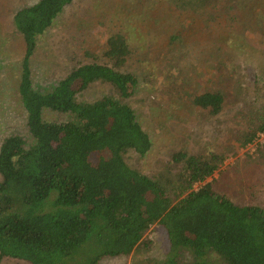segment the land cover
I'll return each instance as SVG.
<instances>
[{
  "label": "trees",
  "instance_id": "trees-1",
  "mask_svg": "<svg viewBox=\"0 0 264 264\" xmlns=\"http://www.w3.org/2000/svg\"><path fill=\"white\" fill-rule=\"evenodd\" d=\"M73 1L37 0L11 17L23 42L17 91L28 135L11 134L0 144V264L3 259L101 264L104 258L147 250L150 241L144 238L156 224L166 234V255L161 260L136 258L130 264H264V208L237 204L215 188L213 176L221 172L229 153L182 149L152 175L126 162L129 151L138 156L148 153L152 139L130 102L140 78L134 71L122 70L133 53L124 31L111 33L92 62L73 66L54 86L35 87L31 57L37 42ZM142 1H137L139 6ZM166 2L181 15L189 13V29L193 24L208 28L199 38L211 39L202 46L225 52L227 60L234 57L229 53L241 49L235 37L215 36L222 31L230 34L224 29L228 24L220 21V9L224 3L227 10L233 9L236 0ZM244 11L238 18L248 23ZM258 15L254 26L263 18ZM148 16L155 25L161 24L158 17ZM180 26L163 40L169 52L178 46L191 48L193 37L185 36ZM192 41L194 46L200 44ZM225 68V63L220 65L214 89L183 96L209 117L241 98L234 119L242 126L236 131L238 148L245 147L264 133V101L257 100L259 95L264 99V79L256 74V92L248 98L244 81L221 76ZM258 68L264 76V66L254 70ZM96 83L108 85L112 92L91 101L78 100ZM43 110L67 113L69 119L45 120ZM257 149L255 162L264 172V145Z\"/></svg>",
  "mask_w": 264,
  "mask_h": 264
},
{
  "label": "rangeland",
  "instance_id": "rangeland-1",
  "mask_svg": "<svg viewBox=\"0 0 264 264\" xmlns=\"http://www.w3.org/2000/svg\"><path fill=\"white\" fill-rule=\"evenodd\" d=\"M36 1L0 0V144L11 134L28 135L25 111L17 91L23 42L14 30L11 17L20 7ZM137 1L74 0L66 6L53 25L40 36L31 57L35 87L47 89L54 86L73 66L92 62L93 55L100 54L111 33L124 31L133 53L122 70L134 71L140 78V88L130 102L152 139L148 153L138 156L129 151L125 155L126 162L152 175L158 174L173 152L182 149L190 152L222 150L229 154L221 172L213 176L216 190L237 204H258L264 208V172L255 162L260 154L257 147L264 145V133H258L252 143L238 148L236 131H240L242 126L234 119V112L241 98L228 103L218 116L209 117L191 105L190 97L183 96L184 92L192 94L214 89L219 81L220 65L225 63L226 68L221 76L230 79L235 76V80L244 81L249 90L247 97L253 98L256 74L259 79H264L259 75V68L254 70L264 66V0H236L233 9L227 10L225 3L226 9L224 6L220 9V21L223 25L228 24L224 29L230 34L222 31L215 32V36L220 35L222 39L235 37L234 41L240 42L241 49L229 53L234 56L229 60L224 56L225 52L202 46L204 41L211 39L199 38L203 36L202 31H208V28L193 24L189 29V13L181 15L166 0H141L144 2L141 6ZM250 7L253 8L252 12L246 10ZM151 8L154 10L150 11ZM242 9L249 19L248 23H242L238 18V12ZM147 13L158 17L161 24L155 25ZM257 13H262L263 18L254 26ZM196 16L193 14L194 20L200 21L197 17H201ZM231 18L235 20L234 25ZM180 24L185 36L189 34L200 44L194 46L190 39L191 48L189 45L178 46L169 52L163 40L179 29ZM98 60L105 62L104 59ZM180 85H183L182 92ZM111 92L108 85L96 83L77 98L91 101ZM257 100L264 101L260 95ZM42 115L45 120L69 119L67 113L49 110H43ZM233 150H236L234 154ZM144 239L150 241L147 250L136 249L127 257H108L100 263L130 264L136 258L163 259L168 250V241L162 227L158 224L152 226ZM1 264L28 263L3 259Z\"/></svg>",
  "mask_w": 264,
  "mask_h": 264
}]
</instances>
